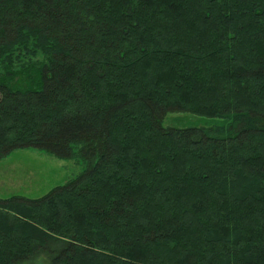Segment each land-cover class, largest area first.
<instances>
[{
    "label": "trees",
    "instance_id": "1",
    "mask_svg": "<svg viewBox=\"0 0 264 264\" xmlns=\"http://www.w3.org/2000/svg\"><path fill=\"white\" fill-rule=\"evenodd\" d=\"M28 148L84 170L0 199V264H264V0H0V159Z\"/></svg>",
    "mask_w": 264,
    "mask_h": 264
},
{
    "label": "rangeland",
    "instance_id": "2",
    "mask_svg": "<svg viewBox=\"0 0 264 264\" xmlns=\"http://www.w3.org/2000/svg\"><path fill=\"white\" fill-rule=\"evenodd\" d=\"M185 113H170L163 126L168 128H206L219 124ZM81 161V160H80ZM84 170L82 162L59 159L45 150L17 149L0 159V199L18 196L35 200L56 187L64 186ZM30 264H43L39 261Z\"/></svg>",
    "mask_w": 264,
    "mask_h": 264
}]
</instances>
